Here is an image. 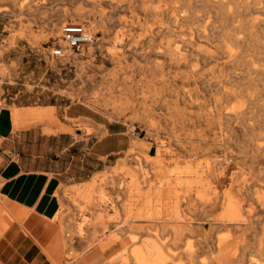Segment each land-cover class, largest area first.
I'll return each mask as SVG.
<instances>
[{
	"label": "rangeland",
	"instance_id": "rangeland-1",
	"mask_svg": "<svg viewBox=\"0 0 264 264\" xmlns=\"http://www.w3.org/2000/svg\"><path fill=\"white\" fill-rule=\"evenodd\" d=\"M187 1L188 21L178 22L171 0H0V109L55 115L52 123L19 124L0 139V161L46 145L68 167L69 183L86 181L64 194L59 245L67 262L80 256L73 243H83L93 253L109 251L102 264H137L134 253L153 242L167 264H219L214 243L228 235L239 241L238 264H264V200L256 198L264 192V0H237L229 9L220 0ZM68 22L83 23L93 42L52 57ZM113 45L118 57L110 55ZM211 46L219 58H206ZM229 52L236 54L232 62ZM108 123L124 130L128 147L98 159L92 146ZM158 151L162 164L142 162L140 154ZM163 166L188 167L201 181L176 186L177 198L167 193L160 206L168 209L157 220L125 226L143 207L137 189L123 182L127 173L146 192L164 177L155 173ZM92 180L95 205H87L76 191ZM224 193L242 197L247 221L237 230L210 224ZM174 205L179 223L168 217ZM146 253L152 261L151 247Z\"/></svg>",
	"mask_w": 264,
	"mask_h": 264
},
{
	"label": "crops",
	"instance_id": "crops-1",
	"mask_svg": "<svg viewBox=\"0 0 264 264\" xmlns=\"http://www.w3.org/2000/svg\"><path fill=\"white\" fill-rule=\"evenodd\" d=\"M36 112L25 111L27 116L20 124L39 122ZM50 112L54 117V110ZM8 114L9 126L0 124V139L7 140L13 135L11 112ZM104 126L106 134L92 146L98 159L126 151L128 147L124 130L110 123ZM38 135L46 140L57 136ZM50 148L32 144L19 155L0 161V264H102L108 250L86 260L93 253L91 248L73 243L80 256L67 262L60 248L59 216L61 207L68 201L64 194L86 181L69 183L68 167L61 158L54 157Z\"/></svg>",
	"mask_w": 264,
	"mask_h": 264
},
{
	"label": "bare ground",
	"instance_id": "bare-ground-1",
	"mask_svg": "<svg viewBox=\"0 0 264 264\" xmlns=\"http://www.w3.org/2000/svg\"><path fill=\"white\" fill-rule=\"evenodd\" d=\"M235 1H237V0H220L217 2V4H219L220 7H228V9H229V7H231V3L235 2ZM170 6H171L172 11L176 12V15L174 17L175 21H178V22H187L188 21V17L186 16V9L185 8L187 6H190V3L187 0H171ZM57 36L61 37L62 31H58ZM236 40L238 42L240 41L238 38H236ZM60 43L62 46H64V47L66 46L65 41L61 38H60ZM167 52L173 53L174 50L173 49H167ZM205 52H207L206 58H208V59H217L222 54L221 52H219L217 50L216 46H211V48H209ZM110 55L112 57H118L119 56V46L118 45H113L111 47ZM234 58H236V54L233 52H229L227 61L232 62L234 60ZM179 60H180L179 58L175 59V62H174L175 65L179 66V64H180ZM183 60L184 61L187 60L186 57H184ZM184 97L185 96L183 95L182 98H184ZM217 109L219 111L217 117L220 118L222 116V114H224V113L220 111V110H222L221 107H218ZM9 111L11 112V121H12L13 127L15 129L18 127V125L20 124L22 119L27 116V114L24 111L18 110L17 108H12V109L2 108V109H0V124H3V125L9 124V122H10V116L8 114ZM36 115L39 119V122H41V123L42 122H50V123L54 122V121H52L53 117L51 116V112L49 110L40 109L39 111L36 112ZM54 125H56V124H54ZM56 127L58 129V125H56ZM140 145H141V148L136 146V144H133L132 148L133 149L140 148L142 150H149L150 149L149 144L148 145L140 144ZM161 153L162 152L158 151L157 154H155L153 156L146 154V153L140 154V156H141V160L144 164L152 162V163L159 165V164L163 163ZM137 159H139V157ZM152 165H154V164H152ZM155 173H157V174L163 173L164 177L163 178L159 177L158 180L155 182V186L151 187L149 191L146 190V192H141V190L139 189V186H138L139 183H138L137 177L130 172L127 173V175H129V177L127 179H125L123 182L129 188L137 189L136 192L138 193L137 195L139 197H141L143 207L138 209L136 212L129 214L130 219L124 223L125 226H131V224H133L134 222L143 221L140 219H146L145 221L157 220L158 218L162 217V215L167 211L166 210L164 212V210L168 209V207L165 209H162L161 208L162 206H160V205H162L164 198H165L167 193H172L173 196L175 198H177V196L180 195V192H179V190L175 189L176 186L188 188L190 186L192 187L193 184L199 183L201 181L195 176V173H196L195 170L189 169L188 167L187 168L186 167L181 168L178 166V167L172 168V167L163 166V167L156 168ZM181 174H185V176H181ZM197 175H198V173H197ZM120 183H118V184H120ZM85 187L86 188L84 190L76 191L78 199L85 200L87 205H90V204L95 205V196L93 194L95 191V188H96L95 187V180H92L91 182L86 183ZM103 198H99L101 200V202H102ZM256 198L258 200H264V192L259 191ZM211 199H212V202H211V206H212L216 202V201L214 202L215 196L212 197ZM222 203H223V210L219 216L212 218V220L210 222L211 225L214 226V225H221V224L225 225V224H227V225L232 226V228H234L235 230H237L241 225L246 224L247 220H246L245 210H243V202H242V197L240 196V194L235 199H233V198H230L227 193H224V201ZM169 209H171V210H168L169 211L168 217L172 218V220L177 222L179 220L178 219L179 218V211H178L176 205L172 206V208H169ZM180 221H182V220H180ZM178 223H179V221H178ZM194 223H198V222H194ZM80 224H82V223H80ZM184 227H186L185 224L183 225V228ZM179 228L181 229L180 225H174L175 230H178ZM76 230L80 232L82 230L81 225H79L78 229H76ZM81 235H82V233H81ZM230 237L231 236H228V235L220 236V238H218L214 243V253H215L214 258L219 264H238L237 261L233 259V256L236 253V250H237L236 247H237L239 241H237L236 239L230 240ZM60 239H61V237H60ZM146 245H147L146 246L147 250L145 252L141 251V250H139V251L137 250L134 253L135 259L138 261L137 264H167L166 258L164 256V254L161 252L159 245H156L153 242L152 243L147 242ZM148 247L149 248L151 247V250L154 252V254L152 256V261H150L149 255L146 253L148 251ZM96 255H98L97 252L88 256L86 258V260L91 259V258L95 257ZM244 264H253V263L250 259H247L246 261L244 260Z\"/></svg>",
	"mask_w": 264,
	"mask_h": 264
},
{
	"label": "built area",
	"instance_id": "built-area-1",
	"mask_svg": "<svg viewBox=\"0 0 264 264\" xmlns=\"http://www.w3.org/2000/svg\"><path fill=\"white\" fill-rule=\"evenodd\" d=\"M61 31L62 38L67 43V48L60 44L50 47L49 55L52 57L65 58L70 54L80 53L87 44L93 42L92 34L83 23L68 22L62 27Z\"/></svg>",
	"mask_w": 264,
	"mask_h": 264
}]
</instances>
